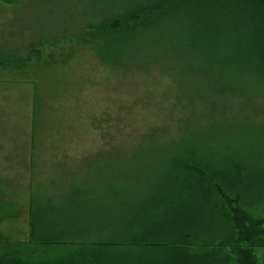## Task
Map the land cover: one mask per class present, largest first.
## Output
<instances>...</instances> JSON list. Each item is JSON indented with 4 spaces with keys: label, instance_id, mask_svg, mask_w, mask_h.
<instances>
[{
    "label": "trees",
    "instance_id": "16d2710c",
    "mask_svg": "<svg viewBox=\"0 0 264 264\" xmlns=\"http://www.w3.org/2000/svg\"><path fill=\"white\" fill-rule=\"evenodd\" d=\"M98 3L107 16L88 32L102 41L101 61L175 57L182 72L209 88L204 93L214 94L215 112L223 95H264V0ZM214 124L197 129L198 142L181 149L160 152L155 145L134 162L146 171L128 175L133 156H125L117 179L97 178L104 203L89 204L86 214L94 210L98 220L70 221L75 211L32 201L29 244L0 255V264H264V219L245 209L264 205V126Z\"/></svg>",
    "mask_w": 264,
    "mask_h": 264
},
{
    "label": "rangeland",
    "instance_id": "374dc122",
    "mask_svg": "<svg viewBox=\"0 0 264 264\" xmlns=\"http://www.w3.org/2000/svg\"><path fill=\"white\" fill-rule=\"evenodd\" d=\"M97 9L98 0H0V255L29 244L32 201L92 222L102 216H88V205H103L105 193L96 179H117L125 156H133V177L148 170L134 162L155 145L181 149L216 121L228 129L264 126L263 94L223 95L222 108L210 110L214 94L175 57L101 61L102 41L88 32L107 16ZM36 49L41 57L31 60ZM250 205L247 213L264 219V205Z\"/></svg>",
    "mask_w": 264,
    "mask_h": 264
},
{
    "label": "bare ground",
    "instance_id": "6f19581e",
    "mask_svg": "<svg viewBox=\"0 0 264 264\" xmlns=\"http://www.w3.org/2000/svg\"><path fill=\"white\" fill-rule=\"evenodd\" d=\"M247 229V228H246Z\"/></svg>",
    "mask_w": 264,
    "mask_h": 264
}]
</instances>
